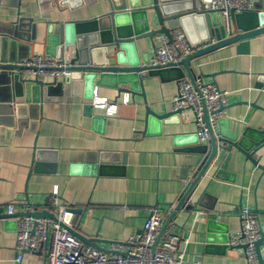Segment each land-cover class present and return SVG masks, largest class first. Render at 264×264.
Listing matches in <instances>:
<instances>
[{"label": "crops", "instance_id": "1", "mask_svg": "<svg viewBox=\"0 0 264 264\" xmlns=\"http://www.w3.org/2000/svg\"><path fill=\"white\" fill-rule=\"evenodd\" d=\"M3 2L1 36L22 21L19 33L31 40L36 24L31 57L49 56L45 49L50 24L56 34L69 22L93 20L110 11L106 0L75 1L55 6L54 11L49 2L38 0ZM190 26L195 38L204 33L193 22ZM156 38L136 43L141 64L153 58ZM162 71L146 78L138 91L98 87V96L117 105L116 114L94 108L82 86L66 83V77L48 76L45 81H63V87L37 104L21 128L0 126V264H45V250L26 252L21 263L16 261V225L4 216L10 203L27 204L32 213H49L56 186L62 204L82 211L71 213L67 226L106 253L112 242L139 233L152 208H160L164 217L175 211L207 155L199 149L192 110L162 121L154 117L172 113L181 79L202 78L229 92L228 121L216 133L232 132L248 143L264 140V35L251 41L249 55H238L235 46H225L191 59L188 66ZM4 95L0 91V100ZM126 95L128 104L123 103ZM219 148L173 221L176 231L190 240L186 264H248L240 248L208 243L210 217L218 224L215 240L225 232L238 233V212L243 207L258 212L264 232V173L240 151L229 153L223 144ZM255 158L264 164V146Z\"/></svg>", "mask_w": 264, "mask_h": 264}, {"label": "water", "instance_id": "2", "mask_svg": "<svg viewBox=\"0 0 264 264\" xmlns=\"http://www.w3.org/2000/svg\"><path fill=\"white\" fill-rule=\"evenodd\" d=\"M83 0H38L40 4L50 3L51 10L55 6L62 8L71 5V2ZM110 11L93 19L72 21L62 26L59 33L53 32V24L49 25L46 39L45 53L50 57H56L68 61V70L72 73L66 77V83L73 86H82L84 93L93 99L94 90L98 87L118 89L120 93L131 90H141L146 78L161 75L164 69H176L179 66H188L191 59L229 46H235L238 55H249L251 41L264 35V0H254V9L238 15H233L229 30L222 24L218 12L210 11V0H106ZM196 24L198 31L203 32L200 38H195L193 28ZM22 21L9 27L4 35H0V91L5 95L0 100V126L7 129L21 128L27 114L37 109V104L46 102L53 92L63 87V81L47 82L43 78L26 77L21 63L31 57L37 42L36 24L33 27L31 40L25 39L19 33ZM156 24L157 27L153 26ZM176 27H182L187 38L193 44L215 40V44L208 48L189 55L178 66L151 68L148 62L141 64L138 59L136 43L144 40H153L158 35H166L170 38V31ZM192 28V29H191ZM203 35V36H202ZM191 77V74H189ZM185 74L182 73L181 78ZM110 80L113 83H110ZM141 84V85H140ZM23 98V102H16ZM150 114L154 112L149 110ZM181 112H173L165 115L154 114L157 120H166L171 116H179ZM207 120V115L205 116ZM228 121L226 118L219 122L221 125ZM198 139V138H197ZM220 144L225 145L229 153L236 149L240 151L247 161L253 163L264 173V164L255 158L256 153L264 146V140L248 143L246 138L232 132L223 131L216 134L211 130V140L201 146L206 152V157L188 184L186 193L180 199L175 211L164 219L163 230L174 221V218L185 207V202L191 195L198 182L206 173L209 165L216 159ZM102 164V163H101ZM192 206H187L191 210ZM81 210H69L66 222L71 213L80 214ZM25 214L5 215L15 223V219ZM36 218L53 217L48 212L26 213ZM202 216H199L201 218ZM218 224L215 217L209 218L207 229V241L209 244L217 243L223 248L230 247L229 234L220 235L219 240L213 239ZM72 234L90 245V240H85L80 234L70 228ZM98 248V246H92ZM256 251L259 264H264V232L261 231V239L256 243ZM110 253V252H108ZM186 264V263H185Z\"/></svg>", "mask_w": 264, "mask_h": 264}, {"label": "built area", "instance_id": "3", "mask_svg": "<svg viewBox=\"0 0 264 264\" xmlns=\"http://www.w3.org/2000/svg\"><path fill=\"white\" fill-rule=\"evenodd\" d=\"M0 0V8L3 6ZM254 0H210L209 9L218 12L222 24L229 30L233 15L254 9ZM155 54L149 61L151 68L178 66L189 55L215 44V40L191 43L181 27L166 35L157 36ZM26 77L54 79L71 76L70 64L64 59L36 55L21 63ZM229 92L222 91L215 83H205L202 78L195 82L190 79L178 81L177 93L173 99L172 111L192 110L195 115L198 142L201 145L211 140V130L216 133L219 122L225 119L229 105ZM123 103H129L126 95ZM92 106L116 114L117 105L107 98L98 96L94 90ZM207 115L208 119H205ZM59 188L51 193L49 213L53 217L36 218L26 215L30 212L27 204L10 203L7 215L25 214L15 219L16 223V261L21 263L26 252L45 250V264H185L186 248L189 238L177 232L172 222L163 230L162 210L154 207L145 221L143 229L127 241L111 243L110 253L100 251L84 243L72 234L67 226L66 217L70 207L60 201ZM240 230L229 236L230 247L241 249L248 264H259L256 243L261 239V225L256 210L243 207L238 212Z\"/></svg>", "mask_w": 264, "mask_h": 264}]
</instances>
